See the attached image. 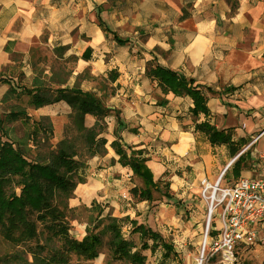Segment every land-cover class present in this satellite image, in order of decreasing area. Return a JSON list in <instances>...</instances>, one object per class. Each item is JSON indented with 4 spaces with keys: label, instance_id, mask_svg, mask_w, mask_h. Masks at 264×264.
<instances>
[{
    "label": "crops",
    "instance_id": "obj_1",
    "mask_svg": "<svg viewBox=\"0 0 264 264\" xmlns=\"http://www.w3.org/2000/svg\"><path fill=\"white\" fill-rule=\"evenodd\" d=\"M113 34L127 42L117 43ZM38 50L48 51L55 63L40 76L31 56ZM149 65L192 77L209 114L193 121L191 98L163 94L147 75ZM35 77L53 90L91 92L113 110L67 206L98 204L103 214L118 218L122 232L135 220L163 237L172 231L198 245L205 205L198 198L201 183L214 182L223 170L224 180L255 176L247 154L228 165L240 149L231 157L227 145H211L194 124L207 120L230 129L235 143L249 142L264 126V0H0V78L7 80H0V116L14 108L12 94L3 98L9 87H31ZM160 98L166 103L159 104ZM24 107L32 119L47 116L53 124L71 111L64 100ZM94 122L84 115L85 127ZM80 140L87 141L86 135ZM112 140L128 152L145 150L149 159L140 163L141 173L117 161ZM133 188L147 190L150 198ZM186 253L183 264L191 261ZM143 254L153 259L150 264L161 258L158 249Z\"/></svg>",
    "mask_w": 264,
    "mask_h": 264
},
{
    "label": "trees",
    "instance_id": "obj_2",
    "mask_svg": "<svg viewBox=\"0 0 264 264\" xmlns=\"http://www.w3.org/2000/svg\"><path fill=\"white\" fill-rule=\"evenodd\" d=\"M233 11L234 7L231 6V13ZM101 29L105 35L109 33L103 24ZM112 37L117 43L127 42L115 34ZM82 57H87L86 51ZM146 72L150 79L157 81L163 94L170 92L175 96L188 95L191 98L193 105L190 112L193 121H196L200 113L209 114L206 96L192 77L176 70L151 65L147 67ZM0 80L7 81L6 78ZM41 83L39 78L35 77L31 87L11 86L3 98L11 94L16 97L22 94L21 96H27L26 105L32 107L64 100L71 108L67 115L71 125L65 127L64 134L55 144L54 150L42 152L39 151L42 144L38 142L37 136L43 134L48 138L52 137V122L49 117L32 119L25 113V104L22 107L14 105L13 109L0 116V125H3V131L0 133V234L18 247L9 258L18 263L23 261L36 264H73L79 259L93 260L102 252L105 244L107 259L104 264H111L116 260L126 261L128 264H148L146 256L142 253L146 249L152 253L157 249L161 251V262L157 264L168 260L170 264H181L170 240L143 224H137L135 220H131L130 233L137 234L139 246L133 250L136 245L132 239L123 235L121 222L116 217L103 214L100 205H78L69 208L66 203H57L56 197L62 195L69 199L76 184L84 181L82 172L78 170L83 169L86 160L95 153L89 146L83 149L80 136L86 135L88 144L94 142L95 137L105 129L104 118L113 113V110L104 107L101 100L91 92L76 88L53 90L40 86L43 85ZM207 90L213 91L210 88ZM158 101L161 105L166 103L164 98ZM86 113L95 118L91 127L84 126ZM18 118L22 120V124L24 121L27 127L20 137L13 136L11 128L4 127V124ZM29 120L30 124L27 122ZM194 127L207 135L211 145L225 144L231 152L233 146L237 145L232 140L230 129H217L207 120L195 122ZM68 134H72L74 139H66ZM110 145L121 165L128 166L133 173H141L140 163L149 159L144 149H130L128 152L118 140H112ZM75 147H78V152L74 150ZM132 190L146 199L150 198L147 190ZM74 211L84 215L82 220L77 221L85 223V233L80 239L69 233L67 213ZM105 237L107 240L104 242ZM28 255L31 257L30 262Z\"/></svg>",
    "mask_w": 264,
    "mask_h": 264
},
{
    "label": "built area",
    "instance_id": "obj_3",
    "mask_svg": "<svg viewBox=\"0 0 264 264\" xmlns=\"http://www.w3.org/2000/svg\"><path fill=\"white\" fill-rule=\"evenodd\" d=\"M264 133V126L252 136L229 164L246 155L253 177L224 180V170L214 182H202L199 195L206 206L201 230L197 264L212 256L229 262L238 253L264 247V149L254 145Z\"/></svg>",
    "mask_w": 264,
    "mask_h": 264
},
{
    "label": "rangeland",
    "instance_id": "obj_4",
    "mask_svg": "<svg viewBox=\"0 0 264 264\" xmlns=\"http://www.w3.org/2000/svg\"><path fill=\"white\" fill-rule=\"evenodd\" d=\"M32 55V59L35 61L34 65L35 67L38 68V74L40 76L41 72L43 71L45 66H50L51 68L55 66L54 63V59L52 57V55L45 50H38V51H32L31 53ZM13 59H15L16 65H20V60L21 57L20 55H15L13 56ZM71 64V62H69V65ZM20 66H16V70L13 72L14 75L17 77V80H19V82H21L20 79H22V71H20L18 68ZM98 83V82H97ZM97 85V84H96ZM17 95L18 97L15 96V94H12V102L13 105L15 106H20L22 107L24 104H26L25 100H27L26 96H21ZM26 113V110H25ZM29 124L31 123L30 120L27 121ZM71 125V120L67 117V118H58V120H56V123H52V137L48 138V136L43 135V134H39L37 136V140L38 142H41L42 146L39 148V151L42 152H48L49 150H54V146L55 144L58 142L59 138L58 137H62L63 136V132L66 126ZM3 125H0V133L1 131H3ZM4 127L6 128H11V133L13 134V136H23L25 130H26V124L23 121L22 124V120H20L19 118L12 121L11 123L8 124H4ZM55 137H57L58 139H56ZM74 139L72 137V134H68V137L66 139ZM81 145L83 147V149L87 148L89 146L90 149H93L95 151V144L96 141L88 144L87 141L83 142L80 140ZM31 145V141L29 142ZM249 142H247L246 140H241L237 143L236 146H233L232 151L230 153L231 157L235 154L234 151H238V149H241L240 147L242 146H246L245 144H248ZM49 144V145H48ZM257 147V149H264V135L258 140V142L255 145ZM32 150H34V147L31 145ZM235 148V150H234ZM74 150L76 152H78V147H75ZM83 151V150H82ZM101 152L103 150H100ZM231 151V150H230ZM233 154V155H232ZM83 156H81L82 158ZM84 159V158H82ZM245 159V155H242L239 157V160L243 161ZM78 172H81V170L79 169ZM167 172V171H166ZM168 173V172H167ZM167 173L162 176V179L160 182V185L162 186V188L165 187V182H166V176ZM198 198L200 199V195L198 193ZM56 201H58L57 203L59 204H68V199H66L64 196H58L55 198ZM177 201H175L174 203H176ZM67 216L69 217V225H70V230L69 233L75 237L80 239L83 234L85 233L84 231V227H85V223H81V222H77L82 220V217L84 216L83 213H77L76 211L72 212V213H67ZM206 216V206L204 205L203 208V219H202V223H204V219ZM189 217L188 211H185L182 214V218L184 220H186ZM123 229V228H122ZM130 229H125V231H123V234L125 237L132 239L133 244L136 245V248H138L139 246V239L136 233H130ZM124 230V229H123ZM165 237L170 240L172 242V244L175 247V250L177 251L178 257L180 258V261L182 262V254L187 255L186 252L190 253V263H187V259L185 257V261L186 263L184 264H197V257H198V245H192L190 243H188V239H185L184 237H181L180 235L176 236L175 233H173L172 231H167L165 233ZM107 240V238H104V242ZM18 249V247L13 244L12 242L6 240L4 237H2V235L0 234V264H36V263H26V262H16L15 260H12L9 258V255L12 254L13 252H15ZM102 252L93 260L91 261H82L81 259H79L78 261H74L73 264H104L105 259H107V248L106 245L104 244L103 248L101 249ZM148 252V251H146ZM143 253V251H142ZM150 256V254H149ZM147 257V256H146ZM150 260H153L152 258H146V261L148 264H150ZM31 261V257L28 255V262ZM161 261H159L160 263ZM128 264V262H122L119 260H116L114 262H112L111 264ZM163 264H170L169 260L164 262ZM183 264V263H181ZM202 264H264V247H253L252 250L248 251V252H243V253H238L235 255V259L233 261H229L226 262L222 259H220V257L218 258V256H212L211 258H209V260L205 263Z\"/></svg>",
    "mask_w": 264,
    "mask_h": 264
}]
</instances>
